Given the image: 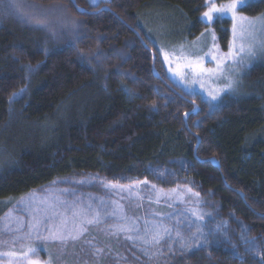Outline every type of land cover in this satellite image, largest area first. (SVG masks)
Segmentation results:
<instances>
[{"label": "trees", "instance_id": "1", "mask_svg": "<svg viewBox=\"0 0 264 264\" xmlns=\"http://www.w3.org/2000/svg\"><path fill=\"white\" fill-rule=\"evenodd\" d=\"M14 2L0 0V215L57 180L139 179L184 160L186 178L264 231V57L246 73L245 96L210 108L172 83L140 25L161 16L192 41L206 28L205 0H74L81 14L70 0ZM263 11L264 0L239 9ZM211 28L226 51L230 21Z\"/></svg>", "mask_w": 264, "mask_h": 264}, {"label": "rangeland", "instance_id": "2", "mask_svg": "<svg viewBox=\"0 0 264 264\" xmlns=\"http://www.w3.org/2000/svg\"><path fill=\"white\" fill-rule=\"evenodd\" d=\"M105 1L88 0L92 6ZM230 2L205 0L199 17L206 28L192 41L178 39L161 16L145 14L140 21L172 83L210 108L225 97L245 96L246 73L264 57V11L250 17L239 12L244 6L236 13L244 21L215 15L213 22L230 21L228 48L220 49L203 13L212 3ZM234 25L244 33L243 43L255 45L254 57L243 64L227 56ZM191 169L178 160L139 179L74 175L7 202L0 215V264H217L215 258L220 264L226 258L229 264H264V231L251 227L233 205L222 208L221 194L186 178Z\"/></svg>", "mask_w": 264, "mask_h": 264}, {"label": "snow or ice", "instance_id": "3", "mask_svg": "<svg viewBox=\"0 0 264 264\" xmlns=\"http://www.w3.org/2000/svg\"><path fill=\"white\" fill-rule=\"evenodd\" d=\"M246 0H231L230 3L223 4L219 7L215 3H212L210 6H208V11L203 13V16L207 19L209 23L213 22L215 15H226L231 14V17L234 20L244 21L247 18L243 16H237V8L244 6ZM9 8H18V5L14 2V0H9V3L5 4V9ZM249 23H252V21H249ZM215 39V37H213ZM239 40L241 43L239 45L236 44V41ZM245 40V35L243 32H238L236 26L233 27V41L230 43L229 46V52L227 54L228 58H231L238 63L243 64L245 62V57H248L251 59L255 55V45L248 44L246 45L243 43ZM262 49H264V45H261ZM215 59V57H213ZM219 68V65H218ZM201 71H209L211 72V69H201ZM229 88H231V85H229ZM234 91V90H233ZM30 251H34V249H30ZM31 264H39L38 261H32Z\"/></svg>", "mask_w": 264, "mask_h": 264}, {"label": "water", "instance_id": "4", "mask_svg": "<svg viewBox=\"0 0 264 264\" xmlns=\"http://www.w3.org/2000/svg\"><path fill=\"white\" fill-rule=\"evenodd\" d=\"M70 1L74 5V7H75V9H76V11L78 13L81 14V13H85L86 12L84 9L77 7L75 2H74V0H70ZM105 10H108L107 7H102L101 8V11H105ZM154 74H155L156 77H158V75L156 74L155 71H154ZM195 111H196V107L193 108V112H195ZM188 115H189V113L184 114V122L185 123L187 121ZM198 144H199V139H197V143H196L195 149L197 148ZM208 162L211 163L212 165H214L217 169L219 168V166H218L217 162L215 161V159L210 158V159H208Z\"/></svg>", "mask_w": 264, "mask_h": 264}]
</instances>
